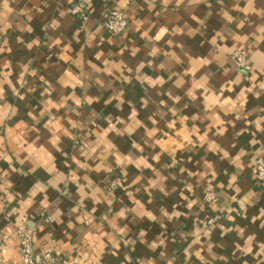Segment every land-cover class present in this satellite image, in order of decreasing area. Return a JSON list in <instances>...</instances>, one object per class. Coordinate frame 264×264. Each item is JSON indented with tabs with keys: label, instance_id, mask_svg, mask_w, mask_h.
I'll use <instances>...</instances> for the list:
<instances>
[{
	"label": "crops",
	"instance_id": "1",
	"mask_svg": "<svg viewBox=\"0 0 264 264\" xmlns=\"http://www.w3.org/2000/svg\"><path fill=\"white\" fill-rule=\"evenodd\" d=\"M0 5V264H264V0Z\"/></svg>",
	"mask_w": 264,
	"mask_h": 264
},
{
	"label": "built area",
	"instance_id": "2",
	"mask_svg": "<svg viewBox=\"0 0 264 264\" xmlns=\"http://www.w3.org/2000/svg\"><path fill=\"white\" fill-rule=\"evenodd\" d=\"M70 12L72 15L80 18L81 20H88L89 14L88 10L84 4L76 2L71 6ZM1 13V5H0ZM129 25V19L124 11L112 8L110 9L104 20V28L108 34L112 36H121L127 32ZM234 60L237 65L243 69V71L249 72L251 66L245 57L240 52H236L234 55ZM255 176L256 180L261 183L264 182V157L257 159L255 163ZM218 195L212 189H206L204 193V201L208 204H216L218 202ZM50 221V218L47 219ZM217 221V217L211 218L203 222V226L210 227L214 225ZM16 234L20 239L19 252L22 259V264H57V259L53 248H47L44 251H37L33 244V230L25 226H20L16 230ZM8 236H0V256L5 251L7 246ZM77 261H75L76 263Z\"/></svg>",
	"mask_w": 264,
	"mask_h": 264
}]
</instances>
